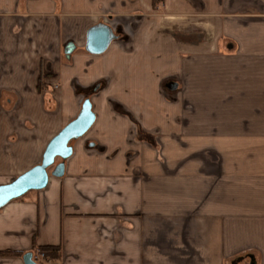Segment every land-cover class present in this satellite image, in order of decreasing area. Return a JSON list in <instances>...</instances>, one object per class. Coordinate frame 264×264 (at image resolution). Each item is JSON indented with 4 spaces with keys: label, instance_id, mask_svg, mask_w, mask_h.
I'll use <instances>...</instances> for the list:
<instances>
[{
    "label": "crops",
    "instance_id": "1",
    "mask_svg": "<svg viewBox=\"0 0 264 264\" xmlns=\"http://www.w3.org/2000/svg\"><path fill=\"white\" fill-rule=\"evenodd\" d=\"M99 24L116 39L94 55ZM86 101L64 176L0 210V251L264 264V0H0V180Z\"/></svg>",
    "mask_w": 264,
    "mask_h": 264
},
{
    "label": "water",
    "instance_id": "2",
    "mask_svg": "<svg viewBox=\"0 0 264 264\" xmlns=\"http://www.w3.org/2000/svg\"><path fill=\"white\" fill-rule=\"evenodd\" d=\"M116 39L111 27L99 24L88 32L86 50L94 55L105 53ZM95 115L92 105L86 101L78 117L70 122L48 145L41 164L31 168L14 181L0 185V210L10 202L25 196L31 191L44 190L50 176L62 178L65 174V162L72 155L70 143L83 137L93 126ZM60 160L59 164L56 161ZM24 264H40L34 260L32 253L23 256Z\"/></svg>",
    "mask_w": 264,
    "mask_h": 264
},
{
    "label": "trees",
    "instance_id": "3",
    "mask_svg": "<svg viewBox=\"0 0 264 264\" xmlns=\"http://www.w3.org/2000/svg\"><path fill=\"white\" fill-rule=\"evenodd\" d=\"M39 90L42 91V83L39 84ZM33 254V257H35L37 254H43L45 260L56 262L59 261L62 257L61 250L58 247H35L30 252ZM25 252H18V251H12V250H5L0 251V257L7 258V257H17L23 259V256L25 255Z\"/></svg>",
    "mask_w": 264,
    "mask_h": 264
},
{
    "label": "built area",
    "instance_id": "4",
    "mask_svg": "<svg viewBox=\"0 0 264 264\" xmlns=\"http://www.w3.org/2000/svg\"><path fill=\"white\" fill-rule=\"evenodd\" d=\"M54 89H55V90H58V89H59L58 85H56V86L54 87ZM34 260H35L37 263H40V264H53L51 261L45 260L43 254H37V255L34 257Z\"/></svg>",
    "mask_w": 264,
    "mask_h": 264
},
{
    "label": "rangeland",
    "instance_id": "5",
    "mask_svg": "<svg viewBox=\"0 0 264 264\" xmlns=\"http://www.w3.org/2000/svg\"><path fill=\"white\" fill-rule=\"evenodd\" d=\"M168 89V88H167ZM169 90V89H168ZM6 180L4 179V180H0V185L3 183V184H5L6 182H5ZM5 182V183H4ZM263 189H264V187H263ZM263 192H264V190H263ZM23 198V197H22Z\"/></svg>",
    "mask_w": 264,
    "mask_h": 264
}]
</instances>
